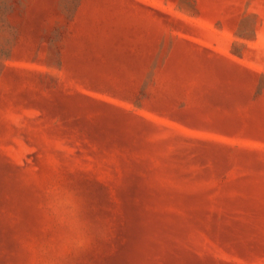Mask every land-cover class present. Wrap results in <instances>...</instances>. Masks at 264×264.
I'll use <instances>...</instances> for the list:
<instances>
[{"label": "rangeland", "instance_id": "rangeland-1", "mask_svg": "<svg viewBox=\"0 0 264 264\" xmlns=\"http://www.w3.org/2000/svg\"><path fill=\"white\" fill-rule=\"evenodd\" d=\"M0 264H264V0H0Z\"/></svg>", "mask_w": 264, "mask_h": 264}]
</instances>
